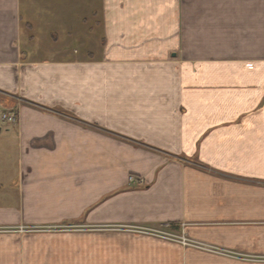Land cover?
<instances>
[{
	"label": "crops",
	"instance_id": "0c3cea01",
	"mask_svg": "<svg viewBox=\"0 0 264 264\" xmlns=\"http://www.w3.org/2000/svg\"><path fill=\"white\" fill-rule=\"evenodd\" d=\"M181 225L264 257V0H0V264H259Z\"/></svg>",
	"mask_w": 264,
	"mask_h": 264
},
{
	"label": "built area",
	"instance_id": "2783aa9c",
	"mask_svg": "<svg viewBox=\"0 0 264 264\" xmlns=\"http://www.w3.org/2000/svg\"><path fill=\"white\" fill-rule=\"evenodd\" d=\"M1 121L3 123H8V124L16 123L17 112L16 111H9V112L3 113L1 115ZM128 183H130V184L136 183L139 186H143L144 185V179L142 177L130 176L128 178ZM166 230H167V232H166ZM145 232L152 235V236H155L157 238L178 243L182 247L194 248V249H197L200 251H205V252H209V253L216 254V255L220 254L223 256L232 257L234 259H239L242 261H251V262H255V263H259V264H264V257H256V258L243 257L240 254H237L235 252L220 250L217 247L209 246V245H206L202 242L195 241L189 237L188 233L186 232L184 225H181L180 233H174L173 231H171L169 229V227L162 228V229H160V228L148 229Z\"/></svg>",
	"mask_w": 264,
	"mask_h": 264
},
{
	"label": "rangeland",
	"instance_id": "374dc122",
	"mask_svg": "<svg viewBox=\"0 0 264 264\" xmlns=\"http://www.w3.org/2000/svg\"><path fill=\"white\" fill-rule=\"evenodd\" d=\"M129 178V177H128ZM143 178V177H142ZM74 229H80V230H82V229H84L83 227H80V228H74ZM157 229V228H156ZM160 229H162V228H160ZM145 232V231H144ZM166 232H167V230H166ZM180 233V232H179Z\"/></svg>",
	"mask_w": 264,
	"mask_h": 264
},
{
	"label": "trees",
	"instance_id": "16d2710c",
	"mask_svg": "<svg viewBox=\"0 0 264 264\" xmlns=\"http://www.w3.org/2000/svg\"><path fill=\"white\" fill-rule=\"evenodd\" d=\"M171 228H172L173 230H176V229H177V227H176L175 225H172Z\"/></svg>",
	"mask_w": 264,
	"mask_h": 264
}]
</instances>
